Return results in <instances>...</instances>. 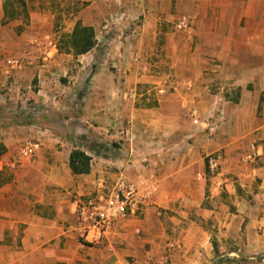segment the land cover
<instances>
[{"label": "crops", "instance_id": "1", "mask_svg": "<svg viewBox=\"0 0 264 264\" xmlns=\"http://www.w3.org/2000/svg\"><path fill=\"white\" fill-rule=\"evenodd\" d=\"M122 5L123 27L137 22L111 42L117 52L101 61L100 43L78 57L46 47L50 35L41 34V23L29 29L39 33L24 45L22 70L7 73L0 61V111L14 110L17 99L38 106V113L27 116L29 123L0 129V264H126L125 255L138 249L135 233L154 211L174 212V223L176 215L186 217L194 209L201 217L212 215L203 207L210 188L204 179L208 156L220 162L215 182L234 195L224 176L232 173L238 187L253 196L252 205L231 197L240 214L221 236L233 238L248 218V246L253 253L264 251V0H124ZM4 17L0 0V20ZM36 18L48 20L47 14H34L32 24ZM182 18L189 20L186 31L176 28ZM105 65L117 67L116 73ZM84 86L80 108L75 98ZM61 93L67 102L60 101ZM7 97L16 99L14 104L4 105ZM37 122L47 130H35ZM32 138L38 143L34 157L19 158L23 142ZM111 142L124 147L122 156L132 150L134 161L124 174L147 179L156 193L138 219L116 224L102 244L88 246L79 237L75 209L82 198L112 187L116 177L106 165L113 159L118 169L122 164L112 158ZM75 149L91 157L88 174L72 173ZM244 153L253 155L247 165ZM142 160L151 163L146 172ZM216 189L212 182L211 193ZM185 232L189 247L182 255L173 253L171 264L207 263V232L194 227Z\"/></svg>", "mask_w": 264, "mask_h": 264}, {"label": "rangeland", "instance_id": "2", "mask_svg": "<svg viewBox=\"0 0 264 264\" xmlns=\"http://www.w3.org/2000/svg\"><path fill=\"white\" fill-rule=\"evenodd\" d=\"M123 1L124 0H120L119 2V0H116L112 3H105L102 0H2L3 10L6 8L8 14H6L3 20H0V61L5 63L6 60L10 58L23 59L25 55L24 45L29 42V37L38 32V29L36 32H29V29L31 30L33 26L40 23L41 26L39 27V31H41V34L48 33L50 35V40L61 54H72V52L65 53L66 49H70L66 46V37L72 33L76 23L93 28L96 45L100 43L96 50L101 61L110 53L113 54L114 51L117 52L118 49H113V43L111 42H113L114 39H121V37L125 35V30H132L137 22L134 19L133 23L128 24L127 27H123L121 24L123 23V19L120 14ZM10 13H13V15L9 16ZM40 13L41 15L47 14V22H43V20H39L38 22L37 17L36 21L32 24L33 15ZM26 33L29 34L26 35ZM32 43L38 45L36 42ZM72 55L74 57L81 56ZM105 68L106 71L110 73H116L117 71V67L112 65H105ZM152 70L153 68L151 65L150 72ZM148 71L147 69L145 72ZM70 72L74 74L75 69L70 70ZM61 78L65 81L69 80L68 76ZM79 89L84 93L81 94L80 97L77 96L75 99L80 100L76 103H79V107L81 108L84 104L83 99L86 97L85 92H87V86ZM70 94L73 95V92L69 93V96ZM59 96L61 98L60 101H66L67 98H65L64 93H61ZM48 98H50L48 99V103L53 104V98L50 96H48ZM5 99L4 105H12L16 100L10 99L9 97ZM16 101L17 107L14 110L0 111V129L17 126L22 127L25 125L24 122L27 121V123H29L30 120L27 116H29V118L32 117L29 114L34 115L38 113V106L32 104V99L24 100L22 101L23 103L19 99ZM37 123L36 125L38 128L35 130L41 133L47 130L46 127ZM126 125L131 127V122H127ZM129 134V140L133 143L135 138L130 132ZM122 148L124 147L117 143L111 142L109 144L112 158L119 159L122 164L118 169L115 167V160L113 159L112 162L106 165L108 166L107 168L110 169L113 177H116L115 180H111L113 184L121 175L132 178L125 175V172L129 171L128 167H130L134 161L132 159L133 157H130V154L132 156V150H128L129 156L126 157L121 155L123 152H118V149L123 151ZM245 154L246 153L242 155V163L247 165L250 161H246V157H244ZM33 157L34 155L31 158ZM204 161V179L206 180L207 186L210 188L207 190V199L203 203V207L213 212L212 215L204 218L199 215V212L196 213L197 209H194L191 211V214L189 213L186 217L181 214L176 215L179 222L174 223V221L171 220V217L175 215L174 212L163 210L154 211L145 224L142 223L141 227L138 228L139 230L135 233V236L138 237V249L136 253L125 255L124 259L126 264H171V261H173L171 255L173 253L182 255L180 250L189 247L188 243L184 240V236L187 234L185 231H189L190 227L202 228L208 234L206 243L211 252V257L207 258V263L204 264H264V251L262 253H253V248H249L248 246L246 235L248 218L237 225V234L233 238L226 239V237H222L220 234L221 229L226 230L227 224L231 222L230 219L233 218V215L240 214L238 208L232 204L231 197L236 195L240 199L245 200L247 204L252 205L253 196L245 192L241 187H238V179L232 173L224 175L230 178L234 189V195L228 193L227 189L222 184L213 180L221 173V167H219L216 172L211 173L207 168L206 159ZM140 163L144 172L148 171L151 167V163L147 160H142ZM144 176H146V174H144ZM212 182L215 187L218 188L215 190L216 192L214 191V194L210 191ZM217 184H219V187ZM110 188L111 187H109V189ZM219 219L226 222L224 227L220 226ZM253 230H255L257 236L262 233L261 228L258 226L253 227ZM201 248L204 250V247ZM183 260L182 257H179V261ZM176 261H178V259Z\"/></svg>", "mask_w": 264, "mask_h": 264}, {"label": "built area", "instance_id": "3", "mask_svg": "<svg viewBox=\"0 0 264 264\" xmlns=\"http://www.w3.org/2000/svg\"><path fill=\"white\" fill-rule=\"evenodd\" d=\"M102 1L112 3L116 0ZM189 27L187 18L180 19L176 24L179 31H186ZM53 45L51 41H47L45 46L52 47ZM24 61L25 59L20 58L7 59L5 62L7 73L22 70L25 66ZM35 128L38 127L35 126ZM37 144L34 138L25 140L19 150V158L32 157L38 148ZM245 159L250 161L253 155L249 154ZM206 165L211 173L216 172L220 167L218 157L208 156ZM155 193V185L147 180L132 179L121 175L107 192L82 198L75 209L80 239L88 246L102 244L116 224L128 219H138L143 209L150 204Z\"/></svg>", "mask_w": 264, "mask_h": 264}, {"label": "trees", "instance_id": "4", "mask_svg": "<svg viewBox=\"0 0 264 264\" xmlns=\"http://www.w3.org/2000/svg\"><path fill=\"white\" fill-rule=\"evenodd\" d=\"M4 10L6 16L8 12L6 8ZM10 15H13V13H10L9 16ZM95 45L93 28L76 23L72 33L66 37V46L70 49H66L65 53L72 52V54L76 56L84 55L90 52ZM69 167L74 175L88 174L90 171V157L83 151L75 149L70 154Z\"/></svg>", "mask_w": 264, "mask_h": 264}]
</instances>
